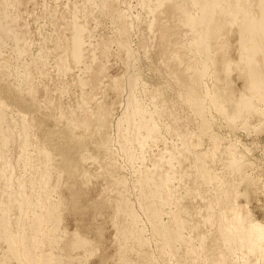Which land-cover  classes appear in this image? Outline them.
<instances>
[{"label": "rangeland", "instance_id": "rangeland-1", "mask_svg": "<svg viewBox=\"0 0 264 264\" xmlns=\"http://www.w3.org/2000/svg\"><path fill=\"white\" fill-rule=\"evenodd\" d=\"M143 3L0 0V212L7 230L19 234L34 211L44 217L34 264L50 252L64 264H264V92L239 69L244 59L264 72V49L248 52L264 28L262 2ZM204 9L214 11L206 25L212 34ZM241 100L256 112L227 123L224 115ZM137 103L155 130L144 145L132 144L130 163L121 135L129 122L139 125ZM226 149L239 172L225 169ZM141 177L155 186L167 180L154 205L160 217L143 197ZM215 183L234 186L235 213L227 200L212 203L222 193ZM52 201L59 203L54 230L46 218ZM250 222L260 229L253 249L224 243L231 225ZM134 226L141 243L121 235ZM74 233L88 240L83 249L71 246ZM24 234L21 246L0 237V264H30Z\"/></svg>", "mask_w": 264, "mask_h": 264}, {"label": "bare ground", "instance_id": "bare-ground-1", "mask_svg": "<svg viewBox=\"0 0 264 264\" xmlns=\"http://www.w3.org/2000/svg\"><path fill=\"white\" fill-rule=\"evenodd\" d=\"M262 2V8H264V0H260ZM141 2L148 4L150 3V0H141ZM215 3H218V0H214ZM143 3V4H144ZM229 13L233 14V19L236 20V15H237V10H231ZM214 14V11H210L209 9H204L203 15L205 17L204 23H205V33L207 34H212L210 28H207L206 25L211 24L212 21L210 18H212ZM125 17V14H119L117 16V19H123ZM203 46V42H200V47ZM262 47L264 49V28H260L259 32L256 34L255 38V43L253 46L248 50V52H251L252 50ZM201 52V50H199ZM246 51V48H242V53L244 54ZM73 58L76 60L78 57L77 49L75 48L72 52ZM206 67H203L202 69L197 70V73H201L202 71H205ZM240 70H244L245 72V77L251 83V87L254 88L253 90L257 91L258 93H263L264 92V78H261L264 76V72L261 73L260 69L257 67V65H254L251 61L245 62L243 59L241 62V66L239 68ZM194 78V77H193ZM221 88V87H219ZM225 88V87H224ZM192 90V95H194V90ZM32 91V89H31ZM233 113L227 116V113L224 115V119L227 123H231L234 120L235 114L239 113L240 114V119L243 118L245 115H248L250 113H255V108L253 103L250 100H241V101H235L231 104ZM201 108V107H200ZM135 113L139 115L140 117V123L136 127L131 122L128 123L126 126L125 132L121 135V144L124 148V150L127 153V158L130 163H133L135 160V153L131 149L132 144H138V145H144L145 144V138L147 135H149L151 132L155 130V126L153 125L152 121L147 119V117L143 116L142 110L139 107V104H135L134 106ZM263 112L259 113V115H262L264 118V106H262ZM225 106L220 109V111H224ZM229 111V110H228ZM245 114V115H244ZM251 115V114H250ZM1 122V121H0ZM247 122V119L241 120V124L245 125ZM264 123V120L262 121ZM202 125L204 129L207 131L209 124L207 121L202 120ZM24 148V147H23ZM228 148V147H227ZM106 150L105 148H103ZM226 153V162L224 164L225 169L231 173L239 172L240 170V165L236 163V160L230 157V152L228 149L225 150ZM45 155L48 156V153L45 152ZM241 180L243 179L242 174ZM171 179H168V182ZM166 179L163 178L161 183H159L157 186H155V183L152 182V179L149 177H141L138 179V183L140 186H144V190H146V193L143 195V197H148L151 199V201L148 203V206L151 209L152 215L154 218L160 217V211L154 207L156 203L161 202V199L163 198L159 188L164 189L166 183ZM151 185H154V188L151 187ZM216 187H218V190L222 191V193H214L212 196V203L218 204L221 203L224 200H227L230 202V205L228 206V211L230 213H235V200L237 196V191L235 190L234 186H229L227 189L225 188L223 183H215L214 184ZM223 185V188H222ZM35 205H40V203H36ZM50 205L52 206L51 211L49 210L47 213V221L50 222L52 220L53 223V230L56 228V225L58 224L59 220L57 217H53L52 213L56 215L58 208H59V203L54 204V202H50ZM52 212V213H51ZM126 214L128 217L133 222L134 225L137 224V215L136 213L130 208L125 210ZM226 217V216H225ZM0 237H5L10 244H15L14 246L17 245H23V243L26 240L25 232L27 234V241L29 243V248L27 251V256L29 259L30 264H34V260L37 256L35 251L37 250L38 244H39V235L43 234L45 232L44 229H40L42 225H45L43 223L44 217L41 216L40 214L36 213L35 211L33 212L32 217L30 219L25 220L24 223L21 225L20 233L17 235H12L9 232V229L7 230V221L3 218L1 212H0ZM232 219H240L242 221L240 215H234ZM20 222V220H19ZM155 224H163L159 220H154L152 221ZM124 230L121 235L123 237H128V236H133L139 243L142 242L141 240V230L137 227L134 226L132 230L129 232H125ZM262 232V231H261ZM53 237H52V243H56V237L54 236V232H52ZM260 236V229L255 223L250 222L249 224L245 225H239V226H233L231 225L228 230H227V236L224 237L223 241L226 245H233L237 249H242L245 248L247 250L253 249V244H252V238L258 239ZM88 243V240L80 237L76 233H74L72 239H71V246L74 249H79L85 246V244ZM53 253L50 252L48 254H41V257L38 260L41 264H64L61 262V259L58 257H52Z\"/></svg>", "mask_w": 264, "mask_h": 264}]
</instances>
